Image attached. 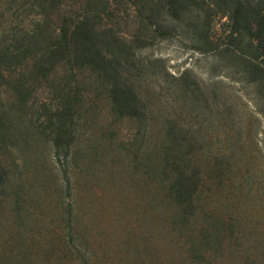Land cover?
Returning <instances> with one entry per match:
<instances>
[{
    "label": "trees",
    "instance_id": "1",
    "mask_svg": "<svg viewBox=\"0 0 264 264\" xmlns=\"http://www.w3.org/2000/svg\"><path fill=\"white\" fill-rule=\"evenodd\" d=\"M13 3L12 21L0 9V264H264L263 146L260 208H248L229 161L250 128L231 149L218 83L144 56L181 39L211 56L212 79L251 89L264 122V0ZM51 156L71 163L63 181ZM99 160L113 189L138 191L134 220L118 190L105 221L93 196L66 203L79 162Z\"/></svg>",
    "mask_w": 264,
    "mask_h": 264
},
{
    "label": "rangeland",
    "instance_id": "2",
    "mask_svg": "<svg viewBox=\"0 0 264 264\" xmlns=\"http://www.w3.org/2000/svg\"><path fill=\"white\" fill-rule=\"evenodd\" d=\"M6 1L7 0H0V9L6 12L4 20L9 22L13 20L14 15L16 16L15 18H17L19 16L18 14L22 13V11L20 10L16 14V5L15 3H13V10L9 12ZM151 55L166 60V67L168 71L173 74L182 72L185 69H192L194 74L204 84L212 86L213 84L218 83L217 92L219 103H227L228 105V107L221 106V110L225 111L226 113H228V115H231V117L235 119V122L233 124L229 122V125L227 126L229 134L232 133V135H234L229 142V147L231 149H234L237 144V138L235 139L237 135L236 133H234L235 130L241 129L243 125L250 128V131H247L245 133V138L242 142L244 148L240 152H238L236 156H233L231 161H229V163L231 162L230 164L233 168V171L230 173V177L231 179H236L241 183L240 188L243 194L250 195V198L245 203V206L248 208H260V165L262 162V157L260 154V144L261 147L263 146L264 148V122L260 121V115L255 113L254 107L250 103L251 89L246 88L238 83H232L231 81L224 78L212 79L209 73V65L212 61L211 56H201L195 53L190 49V46L186 42H183L181 39L157 42L156 44H154V46L144 52V56ZM170 111L172 110L170 109ZM220 123L222 122H219V124ZM215 124L218 125L217 123ZM207 128H209L207 133H210V131L213 132L214 136L212 134L210 135L213 136L215 144H221V142L218 141V132L213 124L208 123ZM83 131L84 129H80L81 133ZM219 134H221V131ZM214 148L216 147L214 146ZM94 167L95 168L93 170L89 168L87 170L85 164L83 162H79V168L77 169L79 170L78 174H71V177L73 179L71 182L72 190L70 191V193L66 188V183H64L66 203H68L69 201L71 202L78 192L84 199L85 208V204L88 201V198L93 196L95 204L101 205V207L98 206L100 207L99 210L101 208L103 210L105 209L104 213L103 211L99 213L103 217V221H105L106 217L111 214V206L108 205V200L111 197L110 192L115 193L118 190L120 194L124 196L127 206L129 207V213L131 214L129 220H134L135 214H133V212L141 200V197L135 187L127 186L125 184L121 189H113L110 182V175L107 172L109 168H106L105 165H102V167L100 168V160L97 162V167ZM46 168H48L47 172L49 173V175L52 176L53 172L56 178H59L61 181H63V179L65 178V174L63 172L66 169L69 173L71 172V163H69V161L64 162L63 159L62 162L59 163V161L51 156V163H49ZM74 185H76V189ZM232 191L239 193L238 189H234ZM116 194H118V192ZM57 206L58 208L60 207L59 205ZM62 210L63 208L60 209L61 213ZM47 212L48 211L45 210L43 211V216L45 217L43 219L46 220V223H54L56 217L50 218Z\"/></svg>",
    "mask_w": 264,
    "mask_h": 264
}]
</instances>
